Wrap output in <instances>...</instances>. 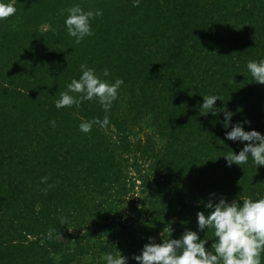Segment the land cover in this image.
<instances>
[{"label": "trees", "instance_id": "trees-1", "mask_svg": "<svg viewBox=\"0 0 264 264\" xmlns=\"http://www.w3.org/2000/svg\"><path fill=\"white\" fill-rule=\"evenodd\" d=\"M75 5L103 12L78 45L60 14ZM15 7L0 21V264H105L108 253L137 264L149 237L198 231L210 193L217 202L264 198V166L224 158L248 142L225 138L222 112L200 114L214 94L217 108L234 113L231 124L249 120L245 131L264 134V84L246 67L264 59V0ZM82 64L124 80L109 112L95 100L55 107ZM105 116L106 127L79 130ZM199 235L210 249L214 230Z\"/></svg>", "mask_w": 264, "mask_h": 264}, {"label": "clouds", "instance_id": "clouds-1", "mask_svg": "<svg viewBox=\"0 0 264 264\" xmlns=\"http://www.w3.org/2000/svg\"><path fill=\"white\" fill-rule=\"evenodd\" d=\"M16 0H0V21L7 20L17 12ZM140 0H133V7H139ZM67 13L64 24L67 33L74 38L75 44L82 43L86 37L94 36L92 21L103 15L102 10L85 11L79 5L68 9H61L60 14ZM247 70L253 81L264 84V59L249 61ZM81 75L79 79L73 78L67 85V90L60 94L55 101V107L79 108L85 101H97L107 113L111 110L113 103L118 99V93L124 84L122 78H116L109 82L103 77L110 76V71L105 68L102 76L97 74L95 69L86 64L80 66ZM221 100L217 95L203 96V104L200 107L201 115L211 114L219 117L223 113V121L219 119L223 129L231 130L225 132V138L233 142L244 144L239 154L233 151L224 156L230 167L233 163L241 167L249 162L256 168L264 166V134L259 131H245L244 124H251V121L244 120L231 124L234 113L227 108H217L216 101ZM94 124L106 127L109 124L108 117L103 121L94 118L91 121H82L79 130L82 133H90ZM55 126V121H53ZM242 168V167H241ZM208 210L197 213L198 231L187 230L179 239H167L162 243H156L154 237L148 238L141 254L134 255L133 260L137 264H264L262 253H264V198L253 200L251 197L234 199L231 202L221 195L218 198L215 193H210L208 201L204 204ZM62 223L64 221L62 220ZM205 229L214 230L215 240L210 249L205 245L208 239H201L199 232ZM51 239L52 232H49ZM171 236V233H170ZM120 253V252H119ZM105 264H128V257L108 253L104 257Z\"/></svg>", "mask_w": 264, "mask_h": 264}]
</instances>
